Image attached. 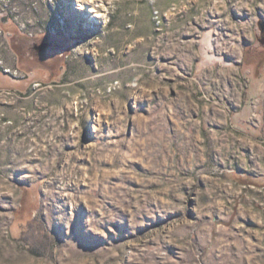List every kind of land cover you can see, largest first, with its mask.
I'll use <instances>...</instances> for the list:
<instances>
[{"label": "rangeland", "instance_id": "1", "mask_svg": "<svg viewBox=\"0 0 264 264\" xmlns=\"http://www.w3.org/2000/svg\"><path fill=\"white\" fill-rule=\"evenodd\" d=\"M263 55L264 0H0V264H264Z\"/></svg>", "mask_w": 264, "mask_h": 264}, {"label": "bare ground", "instance_id": "2", "mask_svg": "<svg viewBox=\"0 0 264 264\" xmlns=\"http://www.w3.org/2000/svg\"><path fill=\"white\" fill-rule=\"evenodd\" d=\"M78 1V0H77ZM78 4V6L76 7L79 11H81L82 10V7H81V4H80V1L77 3ZM84 12V11H83ZM80 14V13H79ZM80 15H82V14H80Z\"/></svg>", "mask_w": 264, "mask_h": 264}, {"label": "crops", "instance_id": "3", "mask_svg": "<svg viewBox=\"0 0 264 264\" xmlns=\"http://www.w3.org/2000/svg\"><path fill=\"white\" fill-rule=\"evenodd\" d=\"M263 56H264V55H263ZM258 58H259V57H258ZM260 58L263 60V57H260ZM251 59L253 60V58H251ZM261 59H260V60H261Z\"/></svg>", "mask_w": 264, "mask_h": 264}, {"label": "water", "instance_id": "4", "mask_svg": "<svg viewBox=\"0 0 264 264\" xmlns=\"http://www.w3.org/2000/svg\"><path fill=\"white\" fill-rule=\"evenodd\" d=\"M41 48H44L43 46Z\"/></svg>", "mask_w": 264, "mask_h": 264}]
</instances>
